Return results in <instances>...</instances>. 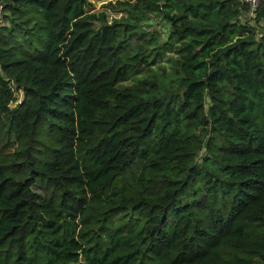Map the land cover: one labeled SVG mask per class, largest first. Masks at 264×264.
<instances>
[{"label": "trees", "instance_id": "1", "mask_svg": "<svg viewBox=\"0 0 264 264\" xmlns=\"http://www.w3.org/2000/svg\"><path fill=\"white\" fill-rule=\"evenodd\" d=\"M134 1L0 0V264H264V0Z\"/></svg>", "mask_w": 264, "mask_h": 264}, {"label": "rangeland", "instance_id": "2", "mask_svg": "<svg viewBox=\"0 0 264 264\" xmlns=\"http://www.w3.org/2000/svg\"><path fill=\"white\" fill-rule=\"evenodd\" d=\"M89 1L90 5L88 6V11L93 12L96 16L100 17V19H96L94 22L96 26L100 25L102 22L111 23L114 20L135 23L137 33H140L137 36L136 42L142 41L146 45L149 40H158L157 42L160 43L168 36L171 30L169 23L162 16L150 11L148 8L143 7V5L134 0H131L130 2L127 0ZM250 16L252 17V15H249L247 18L249 19ZM248 21L251 23L255 22L254 19H249ZM260 23L264 26V19L261 20ZM256 27L257 30L261 29V25H256ZM154 32L158 33L159 37L155 36ZM151 48L152 47L149 49ZM175 56L176 55L171 50H164L162 55L158 58L159 61H155L150 65V68L146 69L144 76L138 77L151 80V82H153V93L160 95L165 99L176 96L182 89L178 84L177 72L174 70L175 66L171 62L172 58ZM124 83H128V81H125ZM21 96L22 92L15 91L16 98H20Z\"/></svg>", "mask_w": 264, "mask_h": 264}, {"label": "built area", "instance_id": "3", "mask_svg": "<svg viewBox=\"0 0 264 264\" xmlns=\"http://www.w3.org/2000/svg\"><path fill=\"white\" fill-rule=\"evenodd\" d=\"M242 1L248 5L250 14H253L254 10L259 5V0H242ZM0 21H1V16H0Z\"/></svg>", "mask_w": 264, "mask_h": 264}]
</instances>
